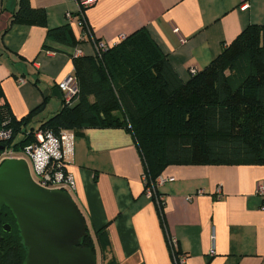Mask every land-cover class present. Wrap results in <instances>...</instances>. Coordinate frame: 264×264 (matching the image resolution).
Wrapping results in <instances>:
<instances>
[{
  "label": "crops",
  "instance_id": "0c3cea01",
  "mask_svg": "<svg viewBox=\"0 0 264 264\" xmlns=\"http://www.w3.org/2000/svg\"><path fill=\"white\" fill-rule=\"evenodd\" d=\"M30 3L45 10L48 28L69 24L80 40L71 47L48 39L46 27H9L19 0H0V103L8 102L21 118L44 102L37 126L61 109L58 84L75 75L73 58L94 56L95 48L81 39L77 0ZM85 16L94 37L111 46L120 34L146 28L186 82L191 69L209 65L246 27L264 25V0H97ZM66 130L74 135L66 166L75 182L71 196L94 240L97 264H175L169 237L187 256L184 264H264V208L257 191L264 165L171 164L161 174L172 178L160 187L162 215L144 195L145 163L131 132Z\"/></svg>",
  "mask_w": 264,
  "mask_h": 264
},
{
  "label": "trees",
  "instance_id": "16d2710c",
  "mask_svg": "<svg viewBox=\"0 0 264 264\" xmlns=\"http://www.w3.org/2000/svg\"><path fill=\"white\" fill-rule=\"evenodd\" d=\"M14 24L47 28L48 39L75 47L79 39L69 24L48 28L46 12L30 0H19ZM7 31V30H6ZM79 91L73 105L34 126L45 103L21 118L8 102L0 103V158L34 141V131L59 134L88 128H124L141 150L145 172L156 179L171 164L264 165V25L246 27L205 68L184 82L146 28L142 27L102 53L100 58H73ZM4 91L0 82V99ZM22 138L16 141V137ZM0 264H24L27 248L10 209H0ZM88 231V229H87ZM82 246L95 251L88 232Z\"/></svg>",
  "mask_w": 264,
  "mask_h": 264
},
{
  "label": "water",
  "instance_id": "95a60500",
  "mask_svg": "<svg viewBox=\"0 0 264 264\" xmlns=\"http://www.w3.org/2000/svg\"><path fill=\"white\" fill-rule=\"evenodd\" d=\"M2 207L12 212L27 248L24 264H97L93 249L82 246L86 220L71 194L37 184L23 158L0 163ZM0 228L10 232L12 225L0 219Z\"/></svg>",
  "mask_w": 264,
  "mask_h": 264
},
{
  "label": "built area",
  "instance_id": "2783aa9c",
  "mask_svg": "<svg viewBox=\"0 0 264 264\" xmlns=\"http://www.w3.org/2000/svg\"><path fill=\"white\" fill-rule=\"evenodd\" d=\"M77 1L78 8L76 16L79 24L83 28L81 39H90L92 41L95 48L94 57L98 59L103 52L111 47V45L105 41L97 40L92 34L91 27L86 21L85 10L93 6L97 0ZM66 18L68 22L72 21L73 14L67 12ZM174 31L178 33V28H174ZM125 38L126 35L120 34L117 42L119 43ZM195 72L196 69H191L192 74ZM58 86L63 95V104L73 105L79 91L76 76H67L58 84ZM11 136V129H3L0 131L1 139L8 140ZM73 140V132L66 129L62 130L59 134H55L49 129L37 128L34 131V141L32 144L26 146L24 150L19 153H16L11 149L6 150L0 158V163L7 158H23L28 163L31 177L37 184L47 189H59L71 194L75 189V182L73 176L67 172L66 166L72 152ZM142 179L144 183V195L158 206L160 213L163 215L166 198L160 191V187L167 180H171L172 178H165L160 175L154 180L144 172ZM257 191L262 198V208H264V181L258 184ZM169 242L175 256L174 263L184 264L187 260V256L185 254L177 253V239L175 237H169Z\"/></svg>",
  "mask_w": 264,
  "mask_h": 264
},
{
  "label": "rangeland",
  "instance_id": "374dc122",
  "mask_svg": "<svg viewBox=\"0 0 264 264\" xmlns=\"http://www.w3.org/2000/svg\"><path fill=\"white\" fill-rule=\"evenodd\" d=\"M22 138V134H19L17 137H16V141L20 140Z\"/></svg>",
  "mask_w": 264,
  "mask_h": 264
}]
</instances>
